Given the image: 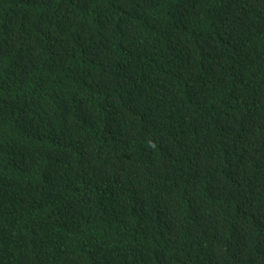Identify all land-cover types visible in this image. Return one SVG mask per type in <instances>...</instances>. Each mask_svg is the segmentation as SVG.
<instances>
[{"label": "trees", "instance_id": "16d2710c", "mask_svg": "<svg viewBox=\"0 0 264 264\" xmlns=\"http://www.w3.org/2000/svg\"><path fill=\"white\" fill-rule=\"evenodd\" d=\"M0 264H264V0H0Z\"/></svg>", "mask_w": 264, "mask_h": 264}]
</instances>
